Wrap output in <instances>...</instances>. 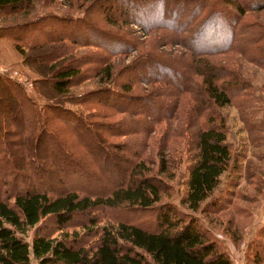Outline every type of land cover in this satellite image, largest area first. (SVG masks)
Returning a JSON list of instances; mask_svg holds the SVG:
<instances>
[{
    "label": "trees",
    "instance_id": "trees-1",
    "mask_svg": "<svg viewBox=\"0 0 264 264\" xmlns=\"http://www.w3.org/2000/svg\"><path fill=\"white\" fill-rule=\"evenodd\" d=\"M29 1L0 0V14L14 12ZM85 1L95 6L99 1L103 3L109 0ZM134 1L116 0V5H127L134 10L137 7ZM235 4L240 16H243L244 6L237 2ZM109 8L105 9L103 19L113 25ZM206 17H212V14ZM132 22L139 24L137 19ZM212 22L203 21L204 26L199 33L210 35L213 32L211 36H215L214 32L218 29L212 27ZM225 23L226 29L222 30V36H218L228 40L233 30L232 35L237 37L238 29L235 26H241L238 18L237 21L234 19L232 27H229L230 21ZM85 25L87 23L84 24L86 32L82 36L67 39L78 46L89 44L104 47L108 45L106 42L124 46L128 43L115 30L113 33ZM239 30L240 35L247 33L243 35L245 47L248 45L264 52V41L260 43L264 40L263 25L248 23L239 27ZM9 39L21 55L22 63L26 64L31 57L18 45L23 37L13 36ZM44 42L48 43L38 47L40 50L34 53V60L38 64H48L46 73L38 72L40 77L35 79L37 92L44 94L40 84L45 85L55 99L66 100L68 90L84 76V61L82 56L73 55L68 45L55 51H44L45 45L63 42V38L48 37ZM28 49L34 51L36 48L30 46ZM105 49L111 54L117 53L115 47ZM239 52L245 54V50ZM247 57L264 66L263 56V60L259 56ZM90 58L99 59L102 64L99 72L105 79L112 81L107 55H92ZM192 63L193 72L185 69L182 73L173 68L169 71L174 77L176 74L177 78L181 77V83L172 85L169 75L162 77L157 74L143 80L171 85L174 87L172 94H176L188 91L185 82L192 73L201 76L199 92H202L203 97L194 111L196 113L207 108L210 113L206 123L197 128L186 147V176L180 204L192 212L199 210L202 214H215L223 209L221 202L227 200L221 193L201 204L218 184L220 174L228 169L233 171L238 166L232 169L233 158L226 122L213 112L212 107L228 105L231 102L230 95L238 91L239 83L225 69L218 70L213 65L199 68L196 65L199 62ZM131 68L128 67L126 72L134 70ZM134 68L139 75L146 69L141 63ZM228 76L229 81L219 82ZM85 99L83 104L92 105L93 100L97 104L112 107L114 111L126 112L127 115L118 122L108 119L96 122L91 119V113H87V117L83 112L65 106L66 101L48 99L40 104L9 75H0V264H233L219 241L196 217L170 203H159L162 180L142 173L146 169L142 167L139 153L129 151L127 144L108 141V137L136 134L145 125L144 119L139 118H142L140 113L136 111L137 120L134 121L130 109L112 101L120 99L130 105L133 99L109 88L88 92ZM151 102V99L148 100V104ZM167 107L164 103H158L159 110ZM50 116H55V121L52 122ZM63 128H70L75 141L65 140L59 135ZM97 129L102 135L97 133ZM101 140H104L103 145L100 144ZM105 144L119 147L120 155V152L125 151L131 154L126 158L121 156L123 166L111 171L105 169L101 161L96 163L100 169L96 165L93 168L85 164L87 158L92 159L98 154L106 157L103 150ZM118 154L114 155L120 156ZM165 170L166 163L160 160L158 173ZM226 193L232 195L230 191ZM104 208L118 211L119 216L101 223L96 212ZM140 216L148 219L145 221ZM43 223H50L53 229L44 230ZM70 224L81 230L73 229L70 233L64 230ZM29 230L32 233L26 239ZM54 232L58 234L53 235Z\"/></svg>",
    "mask_w": 264,
    "mask_h": 264
},
{
    "label": "rangeland",
    "instance_id": "rangeland-1",
    "mask_svg": "<svg viewBox=\"0 0 264 264\" xmlns=\"http://www.w3.org/2000/svg\"><path fill=\"white\" fill-rule=\"evenodd\" d=\"M134 2L137 3V7L133 10L127 5L124 7L121 4L122 7H118L116 0L103 3L99 1V4L95 6L85 0H30L14 12H2L0 14V68L8 73L16 72L30 81L31 87L27 89V93L38 103H45L48 99H51L48 101H66L65 106L79 110L87 117H89L87 113H91V119L96 122L107 121V119L118 122L127 113L114 111L112 107L97 104L93 100L92 105L83 104L88 92L109 88L132 98L130 105L120 99L112 101L130 109L134 121L137 120L136 111L140 113L142 118H139L144 119L145 125H142V129L136 134L108 137V141L114 144H127L129 151L139 153L138 157L143 161L142 167L146 169L142 173L162 180L159 203H170L179 210L196 217L201 225L209 229L213 237L219 241L233 264H264V66L247 57V55L257 58L259 56L260 59L264 57V52L248 45L245 47L243 35L247 33L241 35L239 33V27L244 24L257 23L264 26V0H209L207 2L203 0H136ZM235 2L244 6L243 16H240ZM108 7H111L109 11L111 20L114 21L113 25H109L103 19L105 9ZM123 12H127L126 15L121 14ZM210 13L212 17L207 18V14ZM237 18L241 25L239 27L235 26V23L233 25L236 30L238 29L237 37L232 35L234 33L232 30L231 38L225 40L221 37L222 30L226 29L225 21H230L229 27H232L234 19L237 21ZM134 19H137L139 24L133 23ZM68 21H72V24ZM203 21H215L210 23L213 28L218 29V31L215 30L217 34L214 32L215 36H211L213 32H210V35H204L205 32L199 33L204 24ZM85 23L113 33L115 30L121 33L128 43L123 46L105 41L108 45L104 47L73 44L68 40L69 37L78 39L82 36L86 32ZM13 36L23 37L18 45L31 57L26 64L22 63L21 55L13 48L12 41L9 39ZM48 37L63 38V42L45 45L44 51L50 49L55 51L59 47L68 45L71 53L77 57L82 56L84 61L82 64V68L86 69L84 76L68 90L66 100L55 99L50 89L41 84L44 94H38L35 86L37 85L35 79L40 77L38 72L46 73L48 64H38L34 60V53L40 50L38 47L48 43L44 42ZM93 38L96 39V37ZM263 41L262 39L260 43ZM232 45L236 49L227 50ZM30 46L36 49L29 50ZM109 46L115 47L117 53H109L105 49ZM242 50H245L246 55L239 52ZM41 52L42 50L39 51ZM92 55H107L106 60L110 63L112 81L105 79V76L99 72L102 64L99 63V59L92 60L90 58ZM193 61L199 62L196 63L199 68L213 65L218 70L225 69L230 72L231 77L236 78L237 84L239 83L238 91L232 92L234 95H230L231 102L228 105L212 107L213 112L219 114L226 122L227 139L231 143L233 158L232 169L235 165L238 166L233 171L228 169L220 174L218 184L201 204L202 206L210 198L221 193V196L227 200L221 202L223 209L215 214H202L199 210L192 212L180 204L186 176V147L197 128L206 123L210 113V109L207 108L202 111L197 110L196 113L194 111L203 97L202 92H199L201 76L192 73L191 78L185 82L188 91L176 94H172L174 87L171 85L143 80L157 74L162 77L169 75L172 85L181 83V77L177 78V74L174 77L169 71L173 68L182 73L185 69L193 72ZM138 63L146 67V72L143 70L140 75L134 68ZM128 67L134 70L130 69V72H126ZM7 72L0 71V75H8ZM229 77H223L219 82L229 81ZM240 85H242L241 90ZM150 99L152 102L148 104ZM86 100L91 99L84 101ZM77 102L79 104H76ZM159 102L168 107L159 110ZM54 118L56 117L50 116L52 122L55 121ZM156 118L158 119L155 120ZM96 131L101 134L98 129ZM59 135L65 140L75 141L70 128L61 129ZM103 141L101 140L100 144L103 145ZM118 149L119 147L115 145L105 144L103 150L106 152V157L101 154L93 156L92 159L85 157L87 158L85 164L94 168L96 163L101 161L104 168L111 171L118 166H123L121 156L130 157L131 154L125 151L120 152L122 153L120 155ZM115 153L120 156L114 155ZM160 160L166 163V170L163 173H158ZM96 166L99 168L98 165ZM226 191L232 192V195L229 196ZM96 213L101 223L112 221V218L116 219L119 216L118 211L108 208L100 209ZM140 219L146 221L148 218L144 219L140 216ZM42 226L46 231L53 229L50 223H43ZM73 229L81 230L74 224L64 228L69 233ZM31 233V230L27 232L26 239L30 238ZM56 234L58 232H54L53 235Z\"/></svg>",
    "mask_w": 264,
    "mask_h": 264
},
{
    "label": "built area",
    "instance_id": "built-area-1",
    "mask_svg": "<svg viewBox=\"0 0 264 264\" xmlns=\"http://www.w3.org/2000/svg\"><path fill=\"white\" fill-rule=\"evenodd\" d=\"M2 72H7L6 70H1ZM8 73V72H7ZM8 75L13 78L14 80H16L18 83H20L26 90L29 89L31 87V82L24 79L23 77L19 76L16 72H10L8 73Z\"/></svg>",
    "mask_w": 264,
    "mask_h": 264
}]
</instances>
